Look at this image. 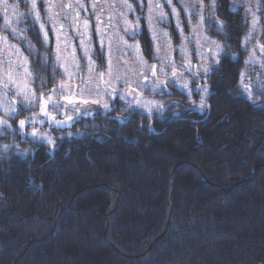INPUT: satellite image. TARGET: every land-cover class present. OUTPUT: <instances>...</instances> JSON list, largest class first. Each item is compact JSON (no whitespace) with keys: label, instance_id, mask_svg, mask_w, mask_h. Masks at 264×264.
<instances>
[{"label":"trees","instance_id":"16d2710c","mask_svg":"<svg viewBox=\"0 0 264 264\" xmlns=\"http://www.w3.org/2000/svg\"><path fill=\"white\" fill-rule=\"evenodd\" d=\"M234 2L217 0L207 14L206 32L226 55L199 80L210 93L203 111L191 103L201 93L190 101L171 89L150 116L116 100L110 111L71 114L65 126L25 124L23 133L36 128L51 145L16 130L37 106L9 118L0 135V264H264V71L250 72L249 99L240 87L249 21ZM16 25L26 40L4 33L29 58L38 97L64 75L53 79L51 62L42 68L29 53V41L45 52L32 16ZM138 37L150 59L148 31ZM95 56L101 69L104 56Z\"/></svg>","mask_w":264,"mask_h":264},{"label":"rangeland","instance_id":"374dc122","mask_svg":"<svg viewBox=\"0 0 264 264\" xmlns=\"http://www.w3.org/2000/svg\"><path fill=\"white\" fill-rule=\"evenodd\" d=\"M23 1V6L21 9V2ZM216 1L215 0V7H216ZM78 0H37V7L40 10L41 17H45L46 13L44 11L45 7L47 5H54L53 11L56 13H62L64 11L63 6L69 5V4H76ZM79 2L83 3L88 8V16L87 19L90 22L91 25V46L94 51V55H92V60L95 61L96 68L95 76H90L88 73V65L87 60L82 58L81 68L79 70V76L83 78L84 87L85 89L91 88L96 89L97 85L100 83H107L109 91L112 89L116 90L115 98L105 93L103 87H100L98 91H85L83 93V98L88 100H97L102 99L103 101H106L109 104V108L105 110L101 105H93L89 104L87 106L85 105H78L81 108L87 107L88 111L93 112L96 110H103V111H110L113 109L116 105V100H121L124 103L131 105L133 109H143L146 110L145 107L137 106L135 103V99L132 95H128L127 89H135L136 93L141 95L143 98L150 100V101H157L159 104L163 105L164 102L162 99V95L165 93H168L171 91V89H178L183 92H185L187 95L189 94L188 90H194L196 89L197 85L199 84V80L203 75V72L201 70L199 74V78L194 79L193 74L196 72V69L193 68L191 71H185L183 68H181V65L186 63L190 60L192 65H200L204 61L203 57L201 55H198V53H206V49L209 47L214 48V45L210 44L211 40H215L219 44H221L223 47L224 45L217 41L216 39L211 38L207 32V14L210 13L212 15H215V7H209L213 3V0H203V4L205 5L203 15L206 17L204 22V27L202 29V33L200 30H197L196 32L193 31V26H196L199 24L200 16L198 15L200 12V6L199 3L196 2V0H172L173 5L176 7L177 11L180 13V21L183 28V34L186 39H182L180 31L176 27V21L174 17L172 16L171 9L167 6V4H164V0H152V2L155 3H161L164 4V11L168 14L167 21L168 22H159L157 19L158 12L156 10H153L152 13V25L153 29L159 30L157 33V38L154 41L152 30L148 27V0H143L144 6L143 8L140 7L138 0H79ZM196 2V12L197 15H194L191 17V23L188 21V16L183 10L182 4H193ZM125 3H130L135 8L134 13H129L127 15V19L130 21H135L137 16H141L142 18L139 20L140 30L137 35H126L124 32L125 25L122 22L121 19V13L125 11L124 5ZM5 4H7L9 7L7 8V16H8V22L11 27L17 28V23H21L24 21L25 17H30L29 9L31 6V0H28V3H25L24 0H2L0 2V37L7 36L4 31L6 30L4 27L5 24ZM95 4L96 9L95 12L92 11V5ZM11 5H16V9L14 10ZM251 6L252 10L256 13V16L259 17L258 22V30L256 33L253 34L251 39L246 42L242 43V47L246 52V60L249 58L250 53L255 52L256 61L255 62H249L247 65L245 64L244 67V83L249 86L250 90L252 91V76L250 72H252V69L254 67H259L262 71H264V54L261 53V50L259 47H257V43L259 45H264L258 40V36L262 34L264 31V0H235L233 4L234 9L243 8L245 13L247 14V18L249 21V29L251 28V20L252 15L248 12V7ZM257 6H259L257 8ZM140 11V12H138ZM19 13H24V17H19ZM97 14L100 15L101 19L104 21V24L101 26L102 28L106 25H111V27L108 28L107 35L105 36V47L102 52L104 56V60L102 62V68L99 67L98 61L95 59V55L98 54V51H100L99 47V37L96 35L95 29H96V16ZM75 15V12L68 11L67 18H64L63 15H61L58 18V26L59 24H63L65 26L71 25L73 23L72 17ZM81 17H84V12H80ZM109 17H112V20H109ZM214 17V16H213ZM49 30V40L54 42L55 45V38L53 37V34L51 32V28L49 25H46ZM146 29L151 37L152 42V56L150 59L146 58L143 52L142 43L140 41V38L138 37L139 33ZM246 32V34L249 32ZM66 31L68 32L69 36L72 39L73 44L77 45V56L82 57V53L79 50V38L73 35L71 27H66ZM176 32V36L172 35V32ZM167 32L169 34L170 40H171V48L168 45V38H165L162 33ZM245 34V35H246ZM204 36H207L209 38L208 41L204 40ZM245 37V36H244ZM9 40V39H8ZM111 40V51H109L108 41ZM124 41H127L128 44H135L136 42H139V51L140 54L143 56V59L147 62V68H145L143 65H141L138 62L136 49L135 48H125L124 47ZM10 42V41H9ZM11 43V42H10ZM181 46H183L185 54H181ZM0 48H2V45H0ZM157 48H158V56L157 58ZM5 53L6 55L2 54ZM0 53L2 54V57L0 56V77H2L3 73L9 69V64L7 63V60L11 59L15 61V57H9L6 51L0 50ZM224 53L220 56V58L223 55H226V50L224 48ZM109 56L111 58V77H109L107 74L103 77V80L101 81V78L99 76V73L104 72L107 73L109 71ZM234 56V55H233ZM235 58L237 56H234ZM168 58H171L173 61H175L174 64H163L164 67V73H161L159 69L157 70V77L161 80H165L166 83L163 85H160L158 89L154 92L152 88V84L155 83V79L152 78L151 75V65L156 64L160 66L162 64V60H166ZM207 63L210 67H215L217 65H214L212 63V60L209 58L207 59ZM14 67V64L12 65ZM173 68L176 69L177 72H182L183 74L176 77L174 80H168V77L171 76V73L173 71ZM19 73H23V69H17ZM143 72L144 75H140V73ZM167 74V75H165ZM145 76L149 78L151 83L147 88H142L140 83L138 81H143ZM64 81L67 82L66 77L63 78ZM91 80V83H87V81ZM187 81V88L184 89L181 87L183 83ZM195 82L197 84H195ZM7 83L6 80L0 78V118L6 119L8 124L11 125V122L9 121L11 116H5V113L3 111L4 106L12 107L13 102L14 107L16 109V114L19 112L20 107H31V106H24V104L20 103V101L23 99L22 97H17L16 92L14 90H9L5 92L3 85ZM72 84H79L81 83L80 80H72ZM195 84V86L193 85ZM69 95L68 92H60L54 96V99L60 100L61 96ZM76 95L79 97L81 95L80 91L77 90ZM121 96H125L126 99H121ZM39 97V96H38ZM35 106H37V110L34 112H31L26 117H21V119H18V129L20 132L22 131L19 128V121L24 120L25 118H31L33 114H37L36 119L41 120L44 119L43 116L39 115L40 113V107H39V99H37ZM160 107V108H163ZM157 109V107H153L152 110ZM48 111L50 113L55 114L56 116H61V113H64L67 111L68 115L74 114L75 112L72 110L65 109L63 106L60 108H57L53 110L51 107H49ZM15 114V115H16ZM14 115V116H15ZM31 123V126L36 125H44L41 123ZM7 126H0V135L4 134L5 129ZM9 128V127H8ZM11 129H15L13 126ZM23 132V131H22ZM181 147L180 145L174 146L173 150L177 148V150ZM170 149V148H169ZM170 151V150H167ZM245 159L247 157H244ZM242 157V159H244ZM244 159V160H245ZM114 163V162H113ZM227 206V205H226Z\"/></svg>","mask_w":264,"mask_h":264},{"label":"snow or ice","instance_id":"6c2138e0","mask_svg":"<svg viewBox=\"0 0 264 264\" xmlns=\"http://www.w3.org/2000/svg\"><path fill=\"white\" fill-rule=\"evenodd\" d=\"M2 2V0H0ZM25 3H28V0H24ZM43 2V0H41ZM196 2L199 3L200 6V12L199 14L196 12ZM193 4H182L183 10L188 16V21L191 23V17L194 15L200 16L199 24L196 26H193V31L196 32L197 30H200L202 33V29L204 27V22L206 17L203 15L205 5L203 4V0H196ZM138 3L141 8L144 6L143 0H138ZM164 4H167V6L171 9L172 16L174 17L176 21V27L180 31L182 39H186L183 34V28L180 21V13L177 11L176 7L173 5L172 0H164ZM164 4L161 3H153L152 0H148V27L150 30H152L153 39L154 41L157 38V33L159 30L153 29L152 25V13L153 10H156L158 12L157 19L159 22H168L167 16L168 14L164 11ZM9 6L5 4V24L4 27L6 30L10 32V34L14 38H19L22 41L26 40V36L19 35L20 32L27 31L28 29L24 30H18L16 28H13L10 26L8 22V16H7V8ZM11 7L15 10L16 5H11ZM209 7H215V0H213V3L209 5ZM259 6H257L258 8ZM54 5H47L44 9L46 16L41 17L40 10L37 7V0H31V6L29 9V14L32 16L33 25H39L40 33L43 37V46L45 48V52L39 53L38 50L35 48L34 45L31 44L29 41L27 43V48L29 50V53L31 55H39L40 56V63L42 68H47L49 62H51L52 70H53V79H55L56 71L62 70V74L66 77V81L62 80L58 84L54 85L52 89H49L47 92H41L39 94V97H37L36 92L32 89L31 85L35 79V76L33 72L29 68V58L27 56H24L23 52L20 50L19 46L16 44H12L9 42L7 36L0 37V45H2V48L0 50L6 51L9 57L14 56L15 61L9 59L7 60V63L9 64V69L5 71L2 75V79L6 80L7 83L3 85V88L5 92L9 90H14L16 92L17 97H22L23 99L20 101V103L24 104V106H35V103L37 99H39V107H40V113L39 115L43 116L50 124L55 126H65L70 124L76 117H78L81 114L84 115H90L91 113L88 111L87 107L81 108L78 105H101L105 110L109 108V104L106 101H103L102 99L97 100H88L83 98V93L85 91L91 92V91H98L100 87H103L106 94L112 96L115 98L116 90L112 89L109 91L107 83H100L97 85L96 89H85L84 87V81L81 76H79V70L81 68V59L84 58L87 60L88 65V73L90 76H95V68L96 64L95 61L92 60V55H94L93 48L91 46V25L89 20L87 19L88 16V8L81 2H78L76 4H69L64 5V11L62 13H56L53 11ZM125 11L121 13V19L123 24L125 25V28L123 29L126 35H132L135 36L138 34L140 30L139 20L142 18L141 16H137L135 21H130L127 19V15L129 13H134L135 8L130 3H125L124 5ZM96 6L95 4L92 5V11L95 12ZM68 11L75 12V15L71 18L73 23L71 25L65 26L63 24H59L58 26V18L63 15L64 18H67ZM84 12V17L82 18L80 15V12ZM248 12L252 15L251 20V28L249 29V32L245 35L243 38V43L248 42L254 33L258 30V22L259 17L256 16V13L252 10L251 6L248 7ZM19 17H24V13H19ZM109 20H112V17H109ZM219 27H223V22H216ZM104 24V21L101 19L100 15L97 14L96 16V35L99 37V47L100 51L103 52L105 47V36L107 35L108 28L111 27V25H106L103 28L101 27ZM46 25H49L51 28V32L53 34V37L55 38V47L51 53L47 52V48L50 45L49 40V30ZM208 26H212V21L208 22ZM32 27V26H29ZM66 27H71L73 35L79 38V50L82 53V57L77 56V45L73 44L71 37L69 36L68 32L66 31ZM162 35L165 38H168V45L171 48V40L169 37V34L167 32H163ZM205 41H208L209 38L207 36L203 37ZM211 45H214L215 47H209L206 49V53H198V55H201L205 62H203L200 65H192L190 60L186 63L181 65V68H183L185 71H191L193 68L196 69V72L193 74V78L197 79L199 78V74L202 70L203 75H207L209 72L213 71L214 68L210 67L207 63V59H211L212 63L214 65H218L220 63V56L224 53V47L216 42L215 40L210 41ZM109 51H111V40L108 41ZM124 47L125 48H135L138 62L143 65L145 68H147V62L143 59V56L140 54L139 51V42H136L135 44H128L127 41H124ZM257 47L260 48L261 53L264 54V45H259L257 43ZM181 54L184 55V49L183 46H181ZM54 57V59H52ZM157 58L158 56V48H157ZM255 52L250 53L249 58L245 61V64L247 65L249 62H255ZM174 64L175 61H173L171 58H168L166 60H162V64L160 66L153 64L151 65V75L152 78L155 79V83H153L151 86L153 88V91L155 92L160 85H163L166 83L165 80H161L157 77L156 73L157 70L161 73H164V67L163 64ZM14 64V67L12 65ZM264 66V65H262ZM23 69V73H19L16 71L17 69ZM108 75L111 77V58L109 56V71L107 73L101 72L99 73V76L101 78V81L103 80V77L105 75ZM182 72H177L175 68H173V71L171 73V76L168 77V80H174L176 77L182 75ZM140 75H144L143 72L140 73ZM167 75V74H165ZM244 77L245 73L241 72V80H240V87L242 89V93L247 94L248 98H252L251 90L248 85L244 83ZM72 80H80L81 83L79 84H72ZM40 83L43 85L44 83V77L40 76ZM87 83H91V80L87 81ZM140 83L142 88H147L151 81L147 76H145L143 81H138ZM182 88H187V81L181 85ZM77 90L80 91L81 95L78 97L76 95ZM128 95H132L135 99V103L137 106L145 107L147 114L150 116L152 112L153 107H163V105L159 104L157 101H150L145 98H143L141 95L136 93L135 89H127L126 90ZM189 91V99L191 101V92L196 91L201 93L199 104H195L194 101L191 103L195 108H197L200 111H203L204 108L209 107L206 103V97L209 95V88L207 83L201 87L200 85H197L196 89L194 90H188ZM60 92H68L69 95L61 96L60 100L54 99V96ZM121 99H126L125 96H121ZM13 106L8 107L4 106L3 111L5 113V116H14L16 114V109ZM63 106L65 109L72 110L76 113V117L72 115H68L67 111L64 113H61V115L64 116L63 120H57L56 115L53 113H50L48 111L49 107H51L53 110L60 108ZM131 106V105H130ZM37 114H33L31 118H25L24 120L19 121V128L22 130L26 123L32 122V123H41L43 124L45 122V119L37 120L36 119ZM0 126H7L11 127V125L8 124L6 119L0 118ZM21 135H31L33 138H42V140H45L48 144H53V138L50 135H47L46 133L39 132L36 128H33L31 133H23L21 131ZM10 145H3V149L6 151ZM18 147V146H17Z\"/></svg>","mask_w":264,"mask_h":264}]
</instances>
